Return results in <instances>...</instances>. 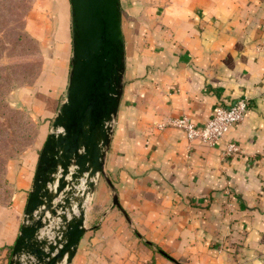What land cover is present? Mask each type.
<instances>
[{"label":"crops","instance_id":"obj_1","mask_svg":"<svg viewBox=\"0 0 264 264\" xmlns=\"http://www.w3.org/2000/svg\"><path fill=\"white\" fill-rule=\"evenodd\" d=\"M43 3L31 29L42 47L40 72L10 93L41 120L36 141L7 162L13 191L10 204H0V264H9L70 68V2ZM120 6L124 86L104 164L118 206L99 176L69 264H264V50L257 48L264 0ZM241 96L249 98L242 119L214 145L160 126L183 114L201 124L217 103ZM228 140L238 150L224 153Z\"/></svg>","mask_w":264,"mask_h":264},{"label":"water","instance_id":"obj_2","mask_svg":"<svg viewBox=\"0 0 264 264\" xmlns=\"http://www.w3.org/2000/svg\"><path fill=\"white\" fill-rule=\"evenodd\" d=\"M69 2L67 85L39 150L9 264H69L86 230L87 203L99 176L118 206L104 164L124 86L120 0Z\"/></svg>","mask_w":264,"mask_h":264},{"label":"trees","instance_id":"obj_3","mask_svg":"<svg viewBox=\"0 0 264 264\" xmlns=\"http://www.w3.org/2000/svg\"><path fill=\"white\" fill-rule=\"evenodd\" d=\"M29 0H0V29L5 18L18 10L22 14L29 9ZM3 43V44H2ZM13 52L30 53L37 48L33 37L26 32H18L16 35ZM4 41L0 37V53L3 49ZM42 62L30 61L26 63H9L0 66V115L4 116V122L0 121V169L5 173V168L1 156L5 152V157H17L25 146L33 143L37 135L38 127L24 111L11 107L5 101V94L9 91L13 83L33 84L40 72ZM11 149L14 153L7 151ZM17 155V156H16Z\"/></svg>","mask_w":264,"mask_h":264},{"label":"rangeland","instance_id":"obj_4","mask_svg":"<svg viewBox=\"0 0 264 264\" xmlns=\"http://www.w3.org/2000/svg\"><path fill=\"white\" fill-rule=\"evenodd\" d=\"M28 2H29L30 7L25 12V14H22L23 15L22 17L20 16L21 15L20 10H18V12L15 11L14 13L10 14L9 16H7L5 18L3 26L0 29V37L2 36L4 44H5V45H3V49L0 53V66H4V65L9 64V63H23L24 64V63L30 62V61H39V62L41 61L42 62V47L40 45V38L36 37L32 33L31 29H33L34 21H36L35 18H37L38 20L41 19L38 16V15H40L38 13V5L40 4L41 5L40 7L43 8L44 3H43V0H29ZM41 11H42V9H41ZM18 32H26L29 36L34 38V40L37 44V48L33 52H30V53L13 52L14 51L13 41L15 40ZM27 85H31V84H27V83L20 84L17 82L13 83L11 88L9 89V91L5 94L4 98H5V101L7 102V104L9 106L15 107V108H18V109L24 111L25 114L35 124H37V127H38L40 120H41L40 117H38L36 114L30 112L27 107H25L23 105H19V104H14L10 100V99H12V97L10 98V93L13 90H15L18 87L27 86ZM0 121L4 122V116L3 115H0ZM34 141H36V136L34 138ZM34 141H33V143H34ZM29 145L25 146L23 149H25ZM22 150H20V152H18L17 155H19L22 152ZM7 151H10L12 153L15 152V151H12L11 149H9ZM6 153L7 152H5V154L3 153L1 156L2 161L5 160V162L3 164V168H5V169L7 168L8 160L10 158H14V157H5ZM12 191H13V187L10 184V182L7 180L6 170L4 173L3 170L0 169V204H3V205H9L10 204V198H11ZM110 191H111V189H110ZM88 206H89V203H88Z\"/></svg>","mask_w":264,"mask_h":264},{"label":"built area","instance_id":"obj_5","mask_svg":"<svg viewBox=\"0 0 264 264\" xmlns=\"http://www.w3.org/2000/svg\"><path fill=\"white\" fill-rule=\"evenodd\" d=\"M258 49L264 50V38L259 42ZM249 106V98L241 96L235 98L231 103H217L212 115L203 123L197 124L187 115L170 116L160 126H173L182 129L188 140L198 139L204 143L214 145L220 140L228 128L235 122L240 121L244 111ZM238 150L235 141L226 142L224 153L230 154Z\"/></svg>","mask_w":264,"mask_h":264}]
</instances>
